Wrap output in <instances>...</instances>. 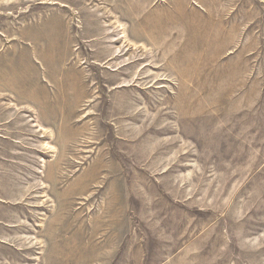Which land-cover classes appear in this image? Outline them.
<instances>
[{
    "label": "rangeland",
    "instance_id": "rangeland-1",
    "mask_svg": "<svg viewBox=\"0 0 264 264\" xmlns=\"http://www.w3.org/2000/svg\"><path fill=\"white\" fill-rule=\"evenodd\" d=\"M0 264H264V0H0Z\"/></svg>",
    "mask_w": 264,
    "mask_h": 264
},
{
    "label": "crops",
    "instance_id": "crops-1",
    "mask_svg": "<svg viewBox=\"0 0 264 264\" xmlns=\"http://www.w3.org/2000/svg\"><path fill=\"white\" fill-rule=\"evenodd\" d=\"M252 82H254V83H257L258 81H260L261 79L260 78H252V79H250Z\"/></svg>",
    "mask_w": 264,
    "mask_h": 264
}]
</instances>
